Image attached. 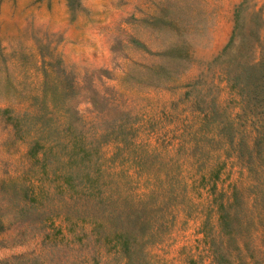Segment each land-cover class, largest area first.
<instances>
[{
    "label": "rangeland",
    "instance_id": "1",
    "mask_svg": "<svg viewBox=\"0 0 264 264\" xmlns=\"http://www.w3.org/2000/svg\"><path fill=\"white\" fill-rule=\"evenodd\" d=\"M262 46L264 0H0V264H210L213 170L218 190L238 182L237 239L264 264V166L246 170L227 142L251 145L219 71ZM64 72L68 116L91 145L67 163L74 137L56 111L45 174L8 114L38 124L33 96ZM99 166L92 186L84 173Z\"/></svg>",
    "mask_w": 264,
    "mask_h": 264
},
{
    "label": "trees",
    "instance_id": "2",
    "mask_svg": "<svg viewBox=\"0 0 264 264\" xmlns=\"http://www.w3.org/2000/svg\"><path fill=\"white\" fill-rule=\"evenodd\" d=\"M74 1L67 0L69 8H73ZM236 16L238 15L236 14ZM230 45L231 39L226 43L218 56L225 54ZM219 71L223 73L222 79L225 80L229 89L240 97L237 104L239 107L237 117L240 118L242 131L250 135L251 145L244 151L242 137L238 136V139L233 134H226L227 142L232 146L237 159L246 170H253L254 164L258 162L264 166V46L260 49L259 56L247 60L240 58V56H233L229 62L220 66ZM43 73L46 76L48 75L45 71ZM46 76H44L40 94L33 96L36 102L34 113L36 114L38 124H35L32 128L27 127L23 124V115H8L13 119L18 128L21 127L27 132L30 139L29 153L32 158H35L42 164L43 173L48 174L46 165L48 148L50 146L43 140L42 135L51 128V120L54 118L56 111L60 112V121H63L58 124V129L68 131L74 137L70 143L66 144L70 148L65 150V155H63V158L67 159V163L72 161L79 162L80 164L86 163L85 161L88 159L86 155L88 154V147L91 145V142L86 139L82 129L78 130V126L74 124V118L72 117L71 119L68 116L66 98L70 86H72V79H70L68 73L64 72L61 76H56L52 82H49ZM210 100L205 105H196V109L202 114V119H206L211 113L216 111L214 98ZM91 102L93 103L92 100ZM8 111H10L8 108L3 109V112ZM23 125L25 128H23ZM107 131V128H105L96 132L95 135H105V133H108ZM117 141L118 148H122L123 144L126 143L125 140ZM120 143L122 144L121 146ZM226 154L231 155V152L226 150ZM100 167L94 170V174H90L89 171L84 173L92 186L93 182L98 185L100 181ZM240 171L242 173V170ZM70 177L71 175L69 174L65 178L69 179ZM213 177L214 180L210 184L209 191L213 194V200L216 205L218 229L217 232L206 231L204 234L210 251V264H257L261 255L256 254V256L251 252L248 254L249 258L247 259L242 254V250H244L246 244L244 242L241 244L240 240L237 239V228L239 226V223L236 221L238 182H232L228 190L222 188L218 190L215 180V178L219 177L218 170H213ZM254 181L257 183L253 184L250 182L249 186L255 187L261 184L259 180ZM32 186L33 188L37 187L34 182H32ZM32 193H36L35 195L39 196L38 190H33ZM228 244H233V247L228 249ZM121 247H123L127 259L132 247L131 239L128 236L124 237ZM189 262L190 264H197L194 258H190Z\"/></svg>",
    "mask_w": 264,
    "mask_h": 264
}]
</instances>
